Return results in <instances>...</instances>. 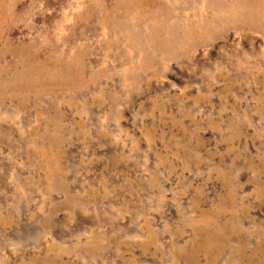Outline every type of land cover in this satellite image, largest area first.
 Here are the masks:
<instances>
[{
	"label": "rangeland",
	"instance_id": "rangeland-1",
	"mask_svg": "<svg viewBox=\"0 0 264 264\" xmlns=\"http://www.w3.org/2000/svg\"><path fill=\"white\" fill-rule=\"evenodd\" d=\"M0 264H264V0H0Z\"/></svg>",
	"mask_w": 264,
	"mask_h": 264
}]
</instances>
